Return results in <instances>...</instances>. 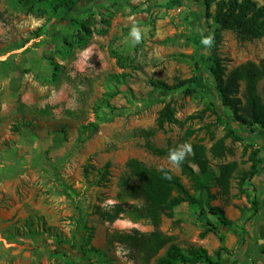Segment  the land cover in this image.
Returning <instances> with one entry per match:
<instances>
[{
	"label": "rangeland",
	"instance_id": "rangeland-1",
	"mask_svg": "<svg viewBox=\"0 0 264 264\" xmlns=\"http://www.w3.org/2000/svg\"><path fill=\"white\" fill-rule=\"evenodd\" d=\"M108 3L107 0L92 6L93 11L80 15L77 22L84 21L92 32L100 33L106 20L99 18L96 21L94 16L111 9ZM164 9L175 11V14L183 12V20L174 26L184 27L185 33L179 38L154 42L145 50L144 56V50L139 49V58L145 59L147 54L148 63H136L132 67L138 74L128 76L129 79L123 82L126 87L123 92L117 90L120 86L111 75L113 82L106 94L81 98L83 102L74 98L76 103H82L83 109L75 115L76 121L85 120L90 114L96 122L103 123L99 130L93 124L79 128L103 138L102 149L84 158V150L80 148L83 139L76 140L65 156L74 160L67 164L66 160H59L49 178L52 188L47 190L26 192L15 187L14 191L4 192L0 188V264H34L35 256L41 258L38 264H62L58 256L49 253L47 245L58 242L66 245L64 250H68L67 245L76 237V212L83 228L80 252L84 259L77 260L69 253L67 258L71 264H154L168 245L182 252L190 247L201 248L212 258L211 248L217 241L216 236L203 233L200 237V234L209 228L205 222L216 226L213 218L205 214L213 207L229 220L230 231L239 233L240 225L233 219L238 212L240 219L237 221L240 222L243 211H250L254 195L252 179L246 180L248 157L258 151V156L264 158V137L258 130L254 134L242 131L241 141H236L226 133L225 120L216 118L212 112L216 93L206 71L209 63L204 59L215 60L224 74L246 63L258 66L264 60V38L238 41L233 32L223 30L214 34V45L205 48L200 41L202 36L213 34L214 25L210 19L206 21L207 27L200 24L195 33L190 29L187 10L169 4ZM209 13H212V7ZM52 26L64 27L60 34L62 38L58 36L57 42H69L77 29L76 24L66 26L62 18H52L41 5L27 7L15 0H0V56L40 34L44 37L42 44L47 38L46 42H51L54 37ZM39 45H32L25 54L30 55ZM0 62H6V57L0 58ZM9 65L7 63L6 67ZM193 77L196 78L194 91L186 96L174 93L160 98L146 83L150 79L173 85ZM263 84L264 77L255 85L259 96ZM242 91L243 83L240 82L235 96L239 108L243 105ZM165 105L172 109L175 122L163 123L158 129L154 125L156 114ZM184 142L190 143L192 148L195 145L203 148L205 176L195 184L179 168H173L167 158L150 151V148L170 150ZM191 156L184 163L195 171ZM129 159L149 171L171 169L170 174L196 203H180L161 216L157 227L153 228L141 217V203L135 192L138 182L124 166ZM230 163L234 164V169L223 182L218 177L219 168ZM260 168L264 169V159ZM3 172L0 171V181L6 179ZM60 191L68 197L60 196ZM15 202H19L20 207L11 208ZM114 204L123 212L112 222H104L101 213ZM132 231L136 233L132 234ZM217 231L221 234L224 230L218 227ZM151 232H158L168 239L156 253L148 249L152 241L145 238ZM116 235H129L133 243L119 244L113 239ZM13 251L15 255L11 254Z\"/></svg>",
	"mask_w": 264,
	"mask_h": 264
},
{
	"label": "crops",
	"instance_id": "crops-1",
	"mask_svg": "<svg viewBox=\"0 0 264 264\" xmlns=\"http://www.w3.org/2000/svg\"><path fill=\"white\" fill-rule=\"evenodd\" d=\"M108 2L111 9L94 16L96 21L99 18L106 20L101 33L91 32L83 47L64 49L62 42H57L58 36L62 38L60 34L64 27L52 26L54 37L51 42H46L47 38L42 44L44 37L40 34L0 56L6 57V62H0V142L3 141L0 144V171H4L2 175L6 178L0 181L2 191L11 192L15 187L26 192L52 188L48 182L53 176V167L59 160H66L65 164L74 160L65 156L76 140L83 139L80 148L84 150V158L100 151L104 139L79 128L93 124L99 130L103 123L96 122L90 114L85 120H75V115L83 110L81 98L106 94L113 82L111 75L120 86L117 90L123 92L126 89L123 82L129 79L128 76L138 74L132 67L136 63H148L147 54L145 59L139 58V49L144 50V56L145 50L154 42L179 38L186 32L184 27L174 26L183 20L181 11L175 14V11L165 10V5L148 8L145 0ZM175 8L187 10L190 29L197 33L202 24L197 4L184 0ZM133 24L138 25L143 34L142 42L135 45L129 35ZM32 45L39 47L27 56L25 53ZM109 51L120 57V65H116ZM64 52L66 56L60 57ZM7 63H10L9 67H6ZM51 64L57 68L53 82H49ZM74 98H79L80 104ZM252 182V199L257 203L255 212L244 210L240 222L236 212L233 220L240 225V231L221 233L222 248L226 253L219 254L217 264H264L263 168ZM18 207L19 202H15L11 208ZM218 245L214 242L211 251L214 252ZM11 254L15 255V252ZM37 259L35 256L34 264L41 260Z\"/></svg>",
	"mask_w": 264,
	"mask_h": 264
},
{
	"label": "trees",
	"instance_id": "trees-1",
	"mask_svg": "<svg viewBox=\"0 0 264 264\" xmlns=\"http://www.w3.org/2000/svg\"><path fill=\"white\" fill-rule=\"evenodd\" d=\"M16 3L32 7L33 5L43 6L52 18H62V22L66 26L77 25V29L71 35L69 42L62 41L64 49L81 48L90 38L91 27L84 21L77 22V18L88 12L89 9L101 2L102 0H15ZM148 8L159 7L161 5L178 6L184 3V0H145ZM197 4L201 14V21L204 27L206 21L211 20L214 25L213 34L227 30L234 33L238 41L264 38V0H188ZM212 7V13H209ZM101 24V23H99ZM101 33V31H100ZM63 49V48H62ZM109 55L114 57L116 65L119 64L120 57L114 52L109 51ZM66 52L60 54L65 57ZM209 64L206 71L211 79L212 89L216 93V104H214L212 112L216 118L225 120L226 133L236 141H241L239 135L244 131L248 134H254L256 130L261 132L264 137V84L261 90V96L255 92L256 83L264 77V60L258 66L252 63L243 64L237 68L230 70L224 74L223 68L215 60L204 59ZM57 68L51 64V72L49 82H53L56 78ZM243 83L242 99L243 105L239 108V101L235 97L238 89V83ZM147 85L154 89L156 95L160 98L168 97L174 93L182 95H190L194 91L196 78H188L181 80L173 85H165L159 81H146ZM107 107V103L103 102ZM225 112V116L223 113ZM173 111L168 105L163 106L156 114L155 127L160 128L163 123H174L172 117ZM191 156V164L195 167L193 171L184 162L179 167L180 172L192 183H196L200 178L205 176V158L203 148L201 146H193ZM150 151L158 156L167 158L169 150L152 149ZM262 158L258 156V151L252 152L248 157V171L246 180H251L259 171ZM128 174L137 182L135 188L136 196L140 200L141 217L149 221L153 228H156L161 216L166 215L172 208L180 203L194 204L196 201L187 193L186 189L179 183L178 179L171 175V179H165L161 171H149L140 163L133 159H129L124 163ZM234 169V164L230 163L219 168L221 181H225L229 173ZM62 197L67 198L64 191L58 192ZM257 203L253 198L250 209L255 212ZM123 212L119 205H112L106 212L101 213L104 222H112ZM207 215L213 218L216 226L209 222H205L209 228L203 233H211L216 236L218 247L212 253V258L208 256L201 248H188L180 251L173 245H168L162 254L154 260V264H217L219 254L226 253L222 248V236L218 233L217 228L221 227L224 231H230V222L226 220L222 212L213 207L206 210ZM203 215V214H202ZM76 237L67 245L68 250H64V246L58 242H51L47 245V249L51 255L58 256L62 264H71L68 260V254L72 253L77 260L84 259L80 252L82 243V226L79 224V217L75 213ZM243 231V228H241ZM132 234L136 232L132 231ZM147 240L152 241V246H148L152 253H156L167 242V238L158 232H151L145 236ZM114 241L119 244H131L133 238L129 235H116ZM145 247V246H144Z\"/></svg>",
	"mask_w": 264,
	"mask_h": 264
},
{
	"label": "clouds",
	"instance_id": "clouds-1",
	"mask_svg": "<svg viewBox=\"0 0 264 264\" xmlns=\"http://www.w3.org/2000/svg\"><path fill=\"white\" fill-rule=\"evenodd\" d=\"M129 35L132 38L133 45L139 44L143 40L142 29L136 24H133ZM200 42L205 48H211L214 45V37L212 35L202 36ZM192 152L193 149L191 144L184 142L183 144H180L168 151L167 160L173 168H179L184 160L192 154ZM158 170L162 172L165 179H171L169 174L171 169L166 171L161 168Z\"/></svg>",
	"mask_w": 264,
	"mask_h": 264
}]
</instances>
